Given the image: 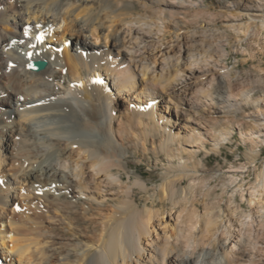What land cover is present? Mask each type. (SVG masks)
<instances>
[{"label":"bare ground","instance_id":"obj_1","mask_svg":"<svg viewBox=\"0 0 264 264\" xmlns=\"http://www.w3.org/2000/svg\"><path fill=\"white\" fill-rule=\"evenodd\" d=\"M262 31L264 0H0V264H264V68L227 64Z\"/></svg>","mask_w":264,"mask_h":264},{"label":"rangeland","instance_id":"obj_2","mask_svg":"<svg viewBox=\"0 0 264 264\" xmlns=\"http://www.w3.org/2000/svg\"><path fill=\"white\" fill-rule=\"evenodd\" d=\"M216 1L218 0H206V2L210 5L215 4ZM128 6L127 7L125 6L123 8L124 12L128 11V13L132 15L142 12L141 7L137 4L135 6H129V7ZM261 35H260L261 37H259L258 40V44L260 43L259 45L260 48H258L259 51L256 49L257 58L256 57L249 58L248 55L239 53L236 50H234L232 47H229L228 50L230 51V54L227 59V64L231 67L237 65L238 68L243 71L254 70L257 66L264 68V31H262ZM244 59H247V61H244ZM252 94L253 96L258 95L259 90L257 89L254 90ZM244 108L246 111H249L251 109L250 106H245ZM245 151H246V147L242 143L239 134L236 132L232 140L228 142V144H225L221 148V151L218 154L210 153V155H208L207 158H204V161L207 167H216L220 165L222 168H224L227 167V165H229L230 162L236 163L245 160V156H244ZM155 160L156 157L153 154L142 157L139 154L129 152L127 153L125 158V162H127V166H128L127 171L130 172L131 177L134 178V176H139L142 179L146 180L149 183V185L158 183V181H160V172L162 170V164L165 161L164 160L158 161L157 164H154ZM257 165H259V168L264 166V146H262L261 148V155H260V159L257 161ZM121 173L123 178L127 177L125 171H121ZM255 175H256V171L251 170L249 174L246 176V181H253L255 179ZM3 180L4 177H0V184ZM63 196L66 195L63 194ZM135 196L137 197V199H139L140 193L136 191ZM21 206L22 204L20 205L18 204L15 207L12 206L13 208L11 207L12 208L11 211L14 213H18L20 210H22ZM244 207L246 208L247 205L244 204ZM54 232L57 233L60 239H63L67 236V234H69L70 231L55 227Z\"/></svg>","mask_w":264,"mask_h":264},{"label":"water","instance_id":"obj_3","mask_svg":"<svg viewBox=\"0 0 264 264\" xmlns=\"http://www.w3.org/2000/svg\"><path fill=\"white\" fill-rule=\"evenodd\" d=\"M46 65V62L44 60H33L29 63V68L33 71H40L42 70Z\"/></svg>","mask_w":264,"mask_h":264}]
</instances>
